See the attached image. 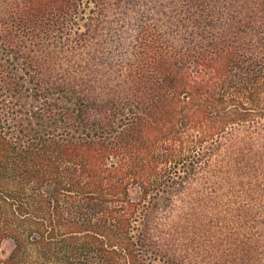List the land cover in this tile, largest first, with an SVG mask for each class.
I'll return each mask as SVG.
<instances>
[{"label": "trees", "instance_id": "1", "mask_svg": "<svg viewBox=\"0 0 264 264\" xmlns=\"http://www.w3.org/2000/svg\"><path fill=\"white\" fill-rule=\"evenodd\" d=\"M0 264H264V0H0Z\"/></svg>", "mask_w": 264, "mask_h": 264}, {"label": "rangeland", "instance_id": "2", "mask_svg": "<svg viewBox=\"0 0 264 264\" xmlns=\"http://www.w3.org/2000/svg\"><path fill=\"white\" fill-rule=\"evenodd\" d=\"M108 21H109V23L111 24V22H113V16H109L108 17ZM115 20V19H114ZM128 20L126 19L125 20V22H127ZM133 24V21H130V25L128 26V25H126L125 26V31H130L131 33H132V35H133V32H134V29H132V25ZM115 25H113V27H114ZM121 52L122 51H119L118 53H117V55H121ZM12 250V244L10 243V242H8V241H6V242H3L2 243V245H1V254H2V258H5V257H7V255L10 253V251Z\"/></svg>", "mask_w": 264, "mask_h": 264}]
</instances>
